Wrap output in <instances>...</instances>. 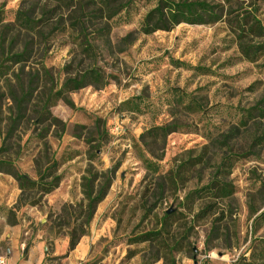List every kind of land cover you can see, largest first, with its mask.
Returning <instances> with one entry per match:
<instances>
[{"label":"rangeland","instance_id":"obj_1","mask_svg":"<svg viewBox=\"0 0 264 264\" xmlns=\"http://www.w3.org/2000/svg\"><path fill=\"white\" fill-rule=\"evenodd\" d=\"M200 1L223 7L222 20L252 12L264 25V0ZM56 5V0H0L5 51L18 53L30 44L27 60L16 65L4 62L0 50V233L15 223L23 249L39 246L40 264H233L257 254L258 242L264 241V222L254 220L264 211V146H254L252 139L264 134V115L258 113L264 112V60H241L223 22L140 33L155 0H135L128 13L111 22L105 38L89 25V54L68 30L41 42L15 22L16 13L37 21L43 6ZM4 26L10 30L3 31ZM169 59L209 72L174 68ZM88 68L103 75L104 85L70 93L73 109L56 100L41 122L49 93ZM178 94L202 103L204 115L170 106ZM137 96L140 114L118 112L122 102ZM242 109H257L244 129L236 128L234 119ZM173 123L185 127L164 139L141 138ZM228 155L231 165L219 172ZM53 163L60 182L50 194L21 193L8 175L13 171L36 181ZM214 178L231 195L219 201L214 216L191 225L209 198H189L190 193ZM108 181L85 226L83 193L96 192ZM164 217L177 237L175 247L165 248L159 240L137 242L158 230ZM82 231V252H75L76 246L67 253L69 234ZM0 248L4 257L5 244Z\"/></svg>","mask_w":264,"mask_h":264},{"label":"trees","instance_id":"obj_2","mask_svg":"<svg viewBox=\"0 0 264 264\" xmlns=\"http://www.w3.org/2000/svg\"><path fill=\"white\" fill-rule=\"evenodd\" d=\"M134 1L135 0H56L57 5L55 7H42L40 17L37 21L32 20L25 13H16L15 22L21 29L31 32L32 38L36 37L41 42H46L49 37L55 33L68 30L76 35V39L79 41L77 46L83 49L86 54H89L92 44L85 35L88 26L94 27V32L101 35L102 38H105L111 30V22L122 13H128ZM254 5H256V1ZM222 16L223 7L205 1L155 0L154 7L143 16L139 24V32L144 35H150L158 31L169 32L180 24L207 25L223 22L234 37L241 60L251 64H257L264 60V42L260 43L261 40H264V25H262L261 21L255 16V13L253 15L252 12H247L242 15V17L236 16L233 18L227 15L223 20ZM40 26L43 27L39 28ZM47 26L50 27V30L45 34L43 28ZM7 30H10V26H4L3 31ZM4 37V33L0 35L1 58L6 56L4 62L10 63L11 65L25 62L28 58L30 44L25 43L21 52L12 53L10 51L11 49L5 51ZM12 45H14V41H11L9 44L10 47H12ZM169 64L174 68H186L199 71L202 74L209 72L206 69L189 67L178 60L169 59ZM3 68V65L0 64V71ZM103 85V75L95 68L84 69L80 74L66 77L60 88L53 94L49 93L46 97L43 103L41 122L48 117L49 106L56 100L65 102L67 106L73 109L72 102L67 98L70 93L78 92L86 87H101ZM175 98V101L172 102L170 106L180 108L191 115H204L205 106L198 102L192 95L178 94ZM141 101V97L139 96L126 100L120 104L118 112L140 114L142 112L140 109ZM254 110L242 109L237 111L234 115V119L237 121L235 127L241 129L246 128L248 123L255 118V115L252 113ZM258 113L261 116L264 115L262 111H258ZM183 127L185 126L176 123L155 127L147 131L145 135H141V138L146 136L154 141L160 137L164 139L169 134L178 132ZM223 141L226 142L227 139ZM252 143L256 147L264 146V134L253 137ZM224 145L225 143H223L222 146ZM231 158L232 156L230 155H228V157L226 156L217 170L220 172L222 168L230 166ZM143 164L147 169L156 172L157 168L153 163L149 162V160L144 159ZM51 166L52 167L44 169V171L39 174L36 181H31L26 176L17 174L13 171L8 172V175H11L15 179L21 193L26 191H37L42 195H46L55 190L60 182V177H55L53 175V166L55 167L56 163H53ZM1 171L2 169L0 167V172ZM109 184L110 181L96 192L89 190L83 193L87 201L83 221L85 226L91 221L95 208L103 200ZM230 195L231 189L217 181L216 178L209 181L204 187L192 191L190 193L191 197L189 196V198L201 199L207 196L209 199L198 212L193 215L191 225L198 220L214 216L218 212L219 201ZM168 218L169 217H164L163 224L158 230L146 233L137 242L144 243L147 241L159 240L161 245L165 248L169 249L175 247L178 244L177 237L172 235L170 229L165 225V220ZM254 220L256 223L259 221L264 222V211L256 216ZM14 225L15 223H10V226ZM83 235V231L78 235L75 233L69 234L67 253L75 249ZM178 238L180 239L181 237ZM258 245L260 249L257 254L252 253L247 259L241 257L233 264H257L256 260L264 262V241L258 242ZM204 264L208 263L205 262Z\"/></svg>","mask_w":264,"mask_h":264},{"label":"crops","instance_id":"obj_3","mask_svg":"<svg viewBox=\"0 0 264 264\" xmlns=\"http://www.w3.org/2000/svg\"><path fill=\"white\" fill-rule=\"evenodd\" d=\"M8 226L4 225L3 232L0 233V245L1 243L5 244L4 258L7 264H40L44 257L39 255V246L34 245L29 250L23 249V241L20 240V229L16 226L7 228ZM76 247L74 250L78 253L82 252V249ZM1 249V248H0ZM73 251V252H74ZM25 256V257H24Z\"/></svg>","mask_w":264,"mask_h":264},{"label":"built area","instance_id":"obj_4","mask_svg":"<svg viewBox=\"0 0 264 264\" xmlns=\"http://www.w3.org/2000/svg\"><path fill=\"white\" fill-rule=\"evenodd\" d=\"M0 264H7L5 258L0 256Z\"/></svg>","mask_w":264,"mask_h":264}]
</instances>
